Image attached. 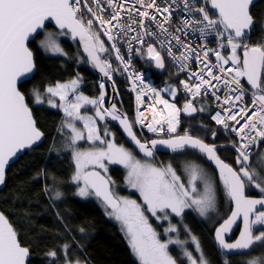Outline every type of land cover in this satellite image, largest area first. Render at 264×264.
I'll return each mask as SVG.
<instances>
[{"label": "snow or ice", "instance_id": "1", "mask_svg": "<svg viewBox=\"0 0 264 264\" xmlns=\"http://www.w3.org/2000/svg\"><path fill=\"white\" fill-rule=\"evenodd\" d=\"M209 4L218 13L216 18L210 16ZM252 5L253 0H0V185L5 183L10 162H16L25 150H34L46 139L18 82L29 78L36 69L29 39L35 40L46 22H54L59 31L47 33L41 42L45 51L66 55L58 37L71 35L82 43L87 62L112 81L113 88V74L121 73L136 93V115L130 120L116 102L105 107L108 93L103 81L98 85V96L85 95L81 90L83 78L78 73L67 81L47 83L42 91L32 90L35 104H46L63 113L57 132L66 134L64 150L71 155L74 166L70 179L77 188L75 194L101 202L107 215L120 223L140 264H214L183 218L187 209L208 218L209 211L215 209L216 189L212 177L196 163L185 166V183L171 163L157 167L141 162L132 152L116 145L109 128L112 121L122 127L145 158H153L159 145L173 153L190 152L215 165L222 192L234 205L211 231L221 264H230L229 255L244 254L254 246L264 247V153L258 150L264 143V42L248 43L254 30L264 27V21L254 19ZM101 35L110 42L108 46ZM209 36L214 40L209 41ZM210 42L217 46L209 47ZM121 48L125 49L123 53ZM133 53L146 65L161 70L167 57L187 79L180 80V88L153 87L146 82V73L133 68ZM105 54L114 56L116 67L102 58ZM242 80L250 86V104L245 102L248 90ZM162 93H167L173 102ZM178 94L185 97L182 107L175 102ZM145 96L152 98L151 105H145ZM209 97L214 107L205 103ZM159 106L162 107L157 112ZM205 112L222 132L236 137L230 141L236 153L231 164L217 154L215 142L207 143L189 130L203 131L202 123L192 121ZM182 113L189 123L183 134H177ZM137 125L158 138L141 140L134 130ZM209 131L214 141L217 133ZM80 141L93 146L82 150ZM56 158H60L59 153ZM109 164H120L128 170L127 186L140 194L141 203L114 191L115 182L107 175ZM46 175V170L41 169L35 178ZM52 182L53 187L46 185L44 191L51 193L50 199L59 201L63 193L56 187L55 177ZM246 188L258 190L262 197L251 198ZM149 217L159 223L166 240ZM174 217L180 218L179 224L173 223ZM238 221L242 229L238 238L229 242ZM181 231L185 240L179 238ZM169 245L179 246L184 259L178 262L170 254ZM29 256V248L22 246L17 231L0 212V264H26ZM45 260L46 264H87L75 258L69 243L49 250ZM249 264H264V260L253 259Z\"/></svg>", "mask_w": 264, "mask_h": 264}, {"label": "trees", "instance_id": "2", "mask_svg": "<svg viewBox=\"0 0 264 264\" xmlns=\"http://www.w3.org/2000/svg\"><path fill=\"white\" fill-rule=\"evenodd\" d=\"M251 12L255 20L264 21V0L258 1L252 7ZM45 28L58 30L51 24L46 25ZM40 39L41 33L35 40H29L37 70L31 79L20 85V90L26 95L37 125L45 133L46 139L39 147H34V150H25V154L7 169L5 187L0 190V210L17 231L21 244L29 248L31 256L28 264H46L45 254L51 249H58L64 243L71 244V253L76 259L86 261L87 264H140L132 254L130 245L118 224L109 218L100 202L95 198H82L75 194L77 188L70 179L74 166L71 155L64 150L66 134L57 132L63 119V113L47 105L35 104L32 95L34 88L43 90L47 83L57 80L66 81L78 73L83 78L81 90L89 96L96 97L101 91L98 87L99 78L88 68L77 42L62 38L61 42L66 55L54 56L48 55L40 47ZM259 42H264V27H257L248 41L250 44ZM104 57H112L114 67L117 66L114 56L105 54ZM136 57L137 65L151 69L156 81L165 80L178 87L176 78L178 69L167 57L163 71H157L154 66L146 65L141 57ZM113 81L118 90L119 109L127 113L130 120H133L136 115L134 94L126 90V79L123 74L116 73ZM107 93L111 95V90L108 89ZM184 100L181 94L175 98L181 107ZM181 122L179 133L183 134L189 121L182 115ZM192 123H202L203 131L189 130L207 143L235 140L229 132L224 133L218 129L209 119V114L199 115V119ZM109 124L118 137V145L131 148L117 127L112 122ZM134 129L141 140L153 138L155 135L146 130H140L138 125ZM209 130L217 133L214 141ZM259 149H264V143L259 145ZM56 153L60 154L59 159L56 158ZM218 154L229 163H232L234 159L231 149L229 152L220 149ZM41 169H45L47 175L43 178H35ZM110 170L112 175L117 174L118 177L124 175V169L119 165H113ZM52 177L56 178V187L63 193L59 201L50 199L51 193L44 191L46 185L49 188L53 187ZM247 192L249 195H262L255 189L247 188ZM220 199L223 208L224 202L222 198ZM188 216L187 221L199 236L208 259L214 264H221L220 254L212 240V229L197 215L189 213ZM81 228L84 229L83 232L80 231ZM255 257L264 260V247L254 246L247 253L228 256V260L230 264H249V258Z\"/></svg>", "mask_w": 264, "mask_h": 264}, {"label": "rangeland", "instance_id": "3", "mask_svg": "<svg viewBox=\"0 0 264 264\" xmlns=\"http://www.w3.org/2000/svg\"><path fill=\"white\" fill-rule=\"evenodd\" d=\"M59 30H48V29H44L42 32H41V39L39 40V45H40V47L44 50V48L42 47V44H41V42L45 39V37H46V35H47V33L48 32H58ZM62 38H67V39H70V40H73L72 39V37H71V35H65V36H60V37H58V43L60 44V47L64 50V48H63V46H62V42H61V39ZM102 40H104V38L101 36L100 37ZM74 41V40H73ZM105 41V40H104ZM105 45L106 46H108V43L105 41ZM45 51V50H44ZM81 52V51H80ZM45 53H47L48 55H54V56H65V55H60V54H53V53H51V52H47V51H45ZM64 53H65V50H64ZM82 54V53H81ZM83 56V55H82ZM84 57V56H83ZM85 59V58H84ZM86 60V59H85ZM87 62V61H86ZM87 66H88V63H87ZM89 68V67H88ZM80 75V74H79ZM81 76V75H80ZM72 78H74V77H72ZM71 78V79H72ZM68 80H70V79H68ZM67 81V80H66ZM63 82V81H62ZM101 81H99V83H100ZM82 85H83V83H82ZM82 85H81V87H82ZM109 89V88H108ZM42 91V90H41ZM85 94V93H84ZM85 95H87V94H85ZM89 96V95H88ZM90 97H95V96H90ZM109 98H110V94H108L107 95V99L105 100V106L106 107H108L109 106ZM173 102V101H172ZM176 102V101H175ZM177 103V106L178 107H181L179 104H178V102H176ZM205 103L206 104H208V105H210V103H209V101L208 100H206L205 101ZM46 105V104H45ZM118 106V105H117ZM82 111H84L83 109H82ZM88 114H91V110H89V112H88ZM204 115H206V114H208L207 112H205V113H203ZM202 114V115H203ZM182 115H184L183 113L181 114V117H182ZM201 115V114H200ZM181 117H180V120H181ZM99 123H103V122H99ZM181 125H182V122H181ZM181 125H180V128L178 129V132H177V134H179V132H180V129H181ZM79 126V125H78ZM109 128H110V130H111V132H112V134H113V136H114V142L116 143V145L117 146H120V145H118V143H117V139H118V137H117V135H116V133L112 130V128H111V125L109 124ZM118 129V128H117ZM219 129V128H218ZM221 130V129H220ZM147 131V130H146ZM120 132V131H119ZM121 134V133H120ZM122 135V134H121ZM164 135H166V134H164ZM154 136H156V135H154ZM167 136V135H166ZM203 136V135H202ZM123 137V136H122ZM200 137V136H199ZM201 138V137H200ZM123 139H124V137H123ZM125 140V139H124ZM93 145L90 143V142H87V141H80L79 142V147L82 149V150H87V149H89V148H91ZM122 147H124L125 149H127V150H129L130 152H132V154L137 158V159H139V160H141V162H151V163H153L154 165H156L157 167H164V166H166L167 164H169V163H171L172 164V167L176 170V172H177V174L178 175H180L181 176V180L182 181H184L185 183H186V180H187V175H186V173L184 172V168H185V166L189 163V162H192V163H196V164H198V165H200L202 168H204L205 169V171L209 174V176L210 177H212V180H213V184H214V187H215V189H216V204H215V209H213V210H210L209 211V213H208V218H204V217H201V219H202V221L208 226L209 225V227H210V229H212L214 226H215V224H216V222H217V220L219 219V218H223L225 215H227V214H230L229 212V209H230V202L227 200V197H226V195H224L223 194V192H222V184H221V182L219 181V176H218V172H216L215 170H213L214 168L211 166V164L208 162V161H206V160H204V159H200V158H196V157H194L193 155H192V153H187V154H175V155H173L172 157H169V159L167 158V157H162L161 159V161L160 160H154L153 158H144V160H142V157H138V156H141V155H139L136 151H134L133 150V148H128L127 146H122ZM259 151L261 152V153H264V149H259ZM174 161V163H173V161ZM179 164V166H177V168L174 166L175 164ZM210 166H209V165ZM115 166V165H119V166H121V167H123V169H124V175L122 176V177H118L117 176V174H115V175H112L111 174V170L110 169H112V166ZM235 167V166H234ZM127 172H128V170L126 169V168H124V166L123 165H120V164H109L108 165V173H107V175L108 176H110L111 177V179L115 182L114 183V191L117 193V194H119L120 196H124V197H127V198H129V199H131V197H133L134 195H135V192H136V190L135 189H132V188H130V187H128L129 188V190H127V181H126V177H127ZM117 176V177H116ZM198 189L200 190V191H203V186L202 185H199L198 184ZM127 191H132V193L131 194H127ZM258 191V190H257ZM259 192V191H258ZM247 194H248V192H247ZM261 194V193H260ZM89 198H95V197H89ZM220 198H222L223 199V208H222V206H221V199ZM142 201H139L138 203H141ZM100 204H101V202H100ZM101 206L103 207V205L101 204ZM103 209H104V207H103ZM105 210V209H104ZM106 212V211H105ZM191 214V213H193V210H191V209H187L186 211H185V215H184V218H183V223L184 224H186L190 229H191V231H192V234L193 235H195V236H197V237H199L195 232H194V230H192V228L190 227V225H189V222L187 221V217H189L188 216V214ZM197 213V212H196ZM217 213L219 214V216H217ZM107 214V213H106ZM198 214V213H197ZM195 216H196V214H195ZM109 218H111L110 216H109ZM151 217H149V219H150ZM113 221H115L117 224H118V226H119V228H120V230H121V225H120V223L118 222V221H116L115 219H113V218H111ZM186 221V222H185ZM150 222L151 223H153V224H156L155 226H153L154 228H156V230L159 232V233H161V238L162 239H167V237L166 236H164V234H163V229L159 226V223L158 222H156V221H154V219L153 218H151L150 219ZM179 222H180V218L179 217H174L173 218V223H176V224H179ZM167 224H165L164 225V227H167L166 226ZM236 230H238V233H239V231H240V225L238 226V228H236ZM123 234H124V236H125V238H126V240H127V242H128V239H127V237H126V235H125V233L123 232V231H121ZM172 236H173V238H176L175 237V234H171ZM238 235V234H237ZM179 238L181 239V240H185L187 237H186V235H185V233L183 232V231H181L180 232V236H179ZM212 240H213V238H212ZM213 242H214V240H213ZM189 247V250H193V246H191V245H189L188 246ZM132 251V250H131ZM169 252H170V254L171 255H173V257L174 258H177V260H178V262L180 261V260H183L184 259V257L182 256V255H180V253H181V249L179 248V246H177V245H169ZM132 254L135 256V254L132 252ZM194 255H195V252L193 253ZM135 258L139 261V259L135 256ZM253 259H256V260H262V259H260L259 257H255V258H249V261H251V260H253ZM139 263H140V261H139ZM249 263V262H248Z\"/></svg>", "mask_w": 264, "mask_h": 264}, {"label": "water", "instance_id": "4", "mask_svg": "<svg viewBox=\"0 0 264 264\" xmlns=\"http://www.w3.org/2000/svg\"><path fill=\"white\" fill-rule=\"evenodd\" d=\"M258 1H260V0H253V5L251 6V10H252V7L258 2ZM213 12L215 13V10H213ZM216 15H218V13H215ZM48 24H51V25H53L55 28H57L56 26H55V24H54V22H46L45 23V27H46V25H48ZM45 29V28H44ZM44 29H42V30H39V34L44 30ZM58 29V28H57ZM30 39H32V38H30ZM29 39V40H30ZM74 41H76L77 42V44H78V46H79V48H80V51H81V53H82V55L84 56V58L86 59V54L83 52V45H82V43L81 42H79V40L78 39H76V40H74ZM28 47H29V42H28ZM30 48V47H29ZM30 50L32 51V49L30 48ZM33 52V51H32ZM33 57H34V54H33ZM34 60H35V58H34ZM86 61H87V59H86ZM36 63V62H35ZM88 63V67H89V69L99 78V80L100 81H104V83H105V89H106V91H107V89L109 88L110 90H111V96H110V98H109V106H110V104L111 103H113V102H116L117 103V98H118V94H117V88H116V86H115V88H113V85H112V81H109L107 78H105V77H103V75H102V73H100L97 69H95L89 62H87ZM156 69V68H155ZM165 69V68H164ZM164 69H156L157 71H163ZM36 70H37V67H36V69L34 70V73H32V74H30V77L29 78H27V79H25V78H21V81H19L18 82V87H19V89H20V85L23 83V82H25V81H27V80H29V79H31L34 75H35V73H36ZM113 80V79H112ZM245 81V83H246V85L250 88V86L247 84V82H246V80H244ZM173 86L172 84H170V83H166V84H164L163 85V88H165V87H167V86ZM168 98H170L169 97V95L167 94V93H164ZM25 97H26V95H25ZM107 99V96L105 97V100ZM171 99V98H170ZM26 101H27V98H26ZM30 107V106H29ZM106 107V106H105ZM118 107V106H117ZM31 108V107H30ZM119 108V107H118ZM32 112H33V110H32ZM123 112V111H122ZM33 117H34V114H33ZM35 118V117H34ZM129 118V117H128ZM36 120V119H35ZM37 122V121H36ZM112 123L118 128V130L120 131V133L122 134V136L124 137V139H125V141L139 154V155H141V156H143V153H141V152H139L138 151V149L134 146V144L131 142V140H130V138L127 136V134L123 131V129H122V127L121 126H119L118 125V123L117 122H115V121H112ZM37 127H38V125H37ZM135 130V129H134ZM42 131V130H41ZM45 137H46V135H45ZM137 137H138V135H137ZM139 138V137H138ZM165 138H167V137H165ZM150 139H156V138H150ZM44 141H45V139H44ZM43 141V142H44ZM42 144V143H41ZM217 146V149H219L220 147H222V145H216ZM34 147H36V146H34ZM168 152H171V150H169V149H167V148H165V147H163V146H157V150L154 152V153H168ZM217 154H218V152H217ZM219 155V154H218ZM220 156V155H219ZM144 157V156H143ZM19 158H20V156H19ZM221 158V157H220ZM221 159H223V158H221ZM224 160V159H223ZM17 161V160H16ZM226 163H228L226 160H224ZM15 163V162H14ZM13 162H10V165H9V167L12 165V164H14ZM210 164H211V166L214 168V170L216 171V172H218L217 170H216V168H215V165L213 164V163H211V162H209ZM230 164V163H229ZM8 167V168H9ZM7 168V169H8ZM7 169H6V172H5V181H6V173H7ZM102 175L104 174L103 172L101 173ZM5 187V183L3 184V185H0V190L1 189H3ZM246 195H249V194H247V188H246ZM251 198H261L262 197V195H249ZM233 207H234V205H233ZM233 209V208H232ZM0 212H2L1 210H0ZM3 213V212H2ZM4 214V213H3ZM5 215V214H4ZM6 216V215H5ZM7 217V216H6ZM8 219V218H7ZM8 221H9V219H8ZM9 223H11L10 221H9ZM240 225V230L242 229V223L240 222V221H238L237 222V226L236 227H234L233 228V232H232V234L228 237V239L234 234V232H235V230H236V228H238V226ZM13 226V225H12ZM14 228V227H13ZM255 231V230H254ZM238 236H239V233H238V235H237V237L236 238H238ZM229 242H231L230 240H229ZM22 246H24V245H22ZM249 251V250H248ZM247 251V252H248ZM29 252H30V250H29ZM246 252V253H247ZM240 255V254H239ZM30 256H31V254H30ZM30 256H29V258H28V260H27V262H26V264H28V262H29V259H30ZM229 256H232V255H229Z\"/></svg>", "mask_w": 264, "mask_h": 264}, {"label": "built area", "instance_id": "5", "mask_svg": "<svg viewBox=\"0 0 264 264\" xmlns=\"http://www.w3.org/2000/svg\"><path fill=\"white\" fill-rule=\"evenodd\" d=\"M157 2L159 3L160 2V0H157ZM208 7H209V10H210V16H212V18H216V14L213 12V10H211V8H210V4L208 5ZM175 18V17H174ZM198 35V34H197ZM251 37V36H250ZM250 37H249V40L248 41H250ZM208 40L209 41H212V40H214V37L213 36H209L208 37ZM108 43H110L109 41H108ZM195 43H197V44H199L200 43V40L199 39H196L195 40ZM208 46L209 47H212V48H215L217 45L215 44V43H213V42H210L209 44H208ZM125 51V49L124 48H121V52L123 53ZM225 54H228V53H225ZM238 54H240L241 56H242V54L241 53H238ZM133 55V59H132V66H133V68H135L137 71H139V72H142V73H146V82H149V83H151V85L153 86V87H156V88H158V89H163V85L166 83V82H168V81H161V82H158V81H156V79H155V76H154V74H153V71L151 70V69H148V68H144V67H139L137 64H136V57H135V53H133L132 54ZM104 59H108V60H110L111 61V63H112V65L114 66V63H113V60L111 59V58H109V57H107V58H104ZM213 60H214V57L212 58ZM174 64V63H173ZM175 65V64H174ZM176 66V65H175ZM195 67H196V65H193V70H195ZM176 68H177V66H176ZM178 69V68H177ZM125 75V74H124ZM115 77V74H113V77H112V79ZM125 78H126V89H127V91L129 92V93H132V94H134V96H135V99H136V93L135 92H133L132 90H131V82H130V80L127 78V76L125 75ZM177 79H178V88H180V80H186L187 79V76L183 73V72H179V70H178V75H177V77H176ZM100 81V80H99ZM241 83H242V85L244 86V88L246 89V90H248V95H246L245 96V102L246 103H251V100L249 99V97H250V95H251V91H250V88L246 85V83H245V81L244 80H242L241 81ZM163 95H164V98L165 99H169L164 93H162ZM182 95V94H181ZM183 96V95H182ZM184 97V96H183ZM185 98V97H184ZM207 100L210 102V106H212V107H214V103H213V100H212V98L211 97H209V98H207ZM169 101L170 102H172L170 99H169ZM144 103H145V105H151L152 104V98L150 97V96H145L144 97ZM160 107H162V106H159V107H157L156 108V111L157 112H159L160 111ZM136 108H137V104H136ZM141 111H145V108L144 107H141ZM145 114L147 115V112H145ZM212 121V120H211ZM213 122V121H212ZM214 123V122H213ZM215 124V123H214ZM216 125V124H215ZM219 129H220V126H218V125H216ZM230 134H232L231 132H229ZM233 135V134H232ZM234 136V135H233ZM234 138L236 139V137L234 136Z\"/></svg>", "mask_w": 264, "mask_h": 264}, {"label": "flooded vegetation", "instance_id": "6", "mask_svg": "<svg viewBox=\"0 0 264 264\" xmlns=\"http://www.w3.org/2000/svg\"><path fill=\"white\" fill-rule=\"evenodd\" d=\"M179 134H182V133H179ZM154 138H158L157 136H153ZM165 137H167L166 135H163V138H165ZM209 143V142H208ZM216 145H222V147H220L218 150H220V149H223L224 150V152H229L230 151V149L233 151V157L235 158V155H236V153L234 152V150L232 149V147H231V143H230V141H228V142H216L215 143ZM120 146H122V145H120ZM175 154H180V153H173V152H168V153H154V157H153V159L154 160H162L161 158L162 157H167L168 159H169V157H172L173 155H175ZM139 158L140 157H142V156H138ZM144 158L145 157H142V160H144ZM141 159V158H140ZM173 161V160H172ZM173 163H174V161H173ZM156 166V165H155ZM176 168H177V166H179V164H175L174 165ZM181 166V165H180ZM179 166V167H180ZM127 190H129V188H128V186H127ZM132 193V191H127V194H131ZM131 199H135L137 202H139V201H142V197L140 196V194L136 191L135 192V195L133 196V197H131ZM230 209H229V211H231L232 210V208H233V205L231 204V202H230ZM230 213V212H229ZM193 214L195 215H199V214H197V213H195V211H193ZM151 219V218H150ZM186 222V221H185ZM156 224H153V226H155ZM167 226V225H166ZM237 234H238V230H235V232H234V234L229 238V240L230 241H233V240H235L236 239V237H237ZM198 239L200 240V238L198 237ZM201 242V241H200ZM241 255V254H240ZM233 256H235V255H233Z\"/></svg>", "mask_w": 264, "mask_h": 264}, {"label": "bare ground", "instance_id": "7", "mask_svg": "<svg viewBox=\"0 0 264 264\" xmlns=\"http://www.w3.org/2000/svg\"><path fill=\"white\" fill-rule=\"evenodd\" d=\"M103 38H104V40L108 43V41H107V39H106V37L105 36H103V35H101ZM76 42V41H75ZM109 44V43H108ZM135 57H136V55H135ZM102 58H107V57H102ZM109 58H111L112 59V57H109ZM113 60V59H112ZM136 64H137V57H136ZM114 67V66H113ZM115 76H116V73H115ZM123 76H124V78H125V75L123 74ZM115 78V77H114ZM114 78H113V80H114ZM126 79V78H125ZM104 82V81H103ZM166 83H168V82H166ZM165 83V84H166ZM178 88V87H177ZM108 90V89H107ZM127 90V89H126ZM111 96V95H110ZM170 99V98H169ZM171 101H172V99H170ZM162 135H164V134H162ZM154 138V137H153ZM132 148V147H131ZM134 150V149H133ZM135 151V150H134ZM172 152V151H171ZM228 162V161H227ZM229 163V162H228ZM231 164V163H230ZM96 200H98L97 198H95ZM98 202H100L99 200H98ZM196 213V212H195ZM197 217L200 219V220H202L201 219V217L199 216V215H197Z\"/></svg>", "mask_w": 264, "mask_h": 264}]
</instances>
